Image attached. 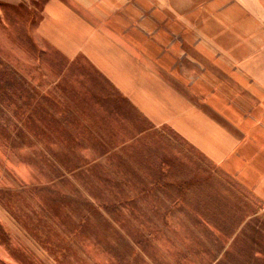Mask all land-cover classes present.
I'll list each match as a JSON object with an SVG mask.
<instances>
[{
	"label": "rangeland",
	"instance_id": "1",
	"mask_svg": "<svg viewBox=\"0 0 264 264\" xmlns=\"http://www.w3.org/2000/svg\"><path fill=\"white\" fill-rule=\"evenodd\" d=\"M49 1L0 0V264H264V199L44 38ZM63 1L106 31L137 28L107 38L136 51L138 79L164 62L222 122L226 103L236 121L263 113L238 64L264 57V0Z\"/></svg>",
	"mask_w": 264,
	"mask_h": 264
},
{
	"label": "crops",
	"instance_id": "2",
	"mask_svg": "<svg viewBox=\"0 0 264 264\" xmlns=\"http://www.w3.org/2000/svg\"><path fill=\"white\" fill-rule=\"evenodd\" d=\"M136 31L137 28L123 31L113 27L106 31L101 25L96 27L63 0L48 2L46 16L39 27V33L70 59H75L80 53L86 55L101 73L103 88L108 86L112 93L119 96L124 94L153 125L172 127L264 199V109L262 114L254 110L247 118L236 121L232 104L226 103L224 115L227 122H222L196 102L192 95H188L185 86L181 87L175 82L174 76L177 81L183 80L174 65L167 66L155 59V66L146 67L144 79H138L136 67L132 72L128 63L132 59L136 61V51L133 56L126 53L119 55L116 51L119 43L107 38L117 34L132 36L137 34ZM128 40L130 46L137 45L135 40ZM192 65L196 69L195 62L188 61V66ZM238 66L240 72L247 74L253 85L257 86L255 94L263 103L257 104L255 109L264 108V96L259 91L264 84V57L260 58V54L247 56ZM229 68L233 74V63ZM166 72L173 77L167 78ZM193 84V93L201 98L203 94L204 101L217 109L213 87L203 86L196 81Z\"/></svg>",
	"mask_w": 264,
	"mask_h": 264
},
{
	"label": "trees",
	"instance_id": "3",
	"mask_svg": "<svg viewBox=\"0 0 264 264\" xmlns=\"http://www.w3.org/2000/svg\"><path fill=\"white\" fill-rule=\"evenodd\" d=\"M109 151H110V149H105L104 153L102 152V155L107 154ZM55 157H56V156H55ZM70 158H71V157H70ZM78 168H79V166L74 167L72 170H75V169H78ZM69 169H70V167H69Z\"/></svg>",
	"mask_w": 264,
	"mask_h": 264
}]
</instances>
